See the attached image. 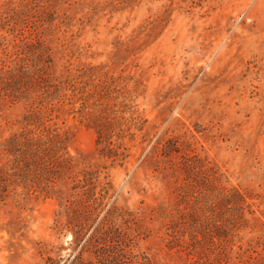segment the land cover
Returning <instances> with one entry per match:
<instances>
[{
    "label": "rangeland",
    "instance_id": "rangeland-1",
    "mask_svg": "<svg viewBox=\"0 0 264 264\" xmlns=\"http://www.w3.org/2000/svg\"><path fill=\"white\" fill-rule=\"evenodd\" d=\"M34 64L52 79L69 74L88 92L91 74L117 92L140 83L144 131L130 142L125 163L107 173L116 203L142 214L148 232L128 241L153 264H185L165 246L168 219L156 207L176 215L181 193H201L199 165L253 199L242 245L254 247L257 259L263 254L264 0H0V175L9 178L8 141L26 132L24 117L44 87L15 89L9 74ZM64 93L38 111L50 129L56 123L67 133L72 156L97 167L94 131L68 113ZM156 139L178 154L170 161L150 154ZM14 187L0 193V264L71 260V235L55 229V198Z\"/></svg>",
    "mask_w": 264,
    "mask_h": 264
},
{
    "label": "trees",
    "instance_id": "trees-1",
    "mask_svg": "<svg viewBox=\"0 0 264 264\" xmlns=\"http://www.w3.org/2000/svg\"><path fill=\"white\" fill-rule=\"evenodd\" d=\"M34 66L22 69L17 75L14 71L9 74L15 89L21 84L26 91L35 94L39 91L35 88L38 83L44 87L35 94L34 111L24 117L26 132L8 141L11 177L7 173L0 175V193L7 192L10 183L12 191L16 190L14 185L22 188L14 193H45L57 201L55 229L71 235L70 245L75 255L71 260L70 256L67 260L47 256L44 264H153L139 250V244L128 241L129 237L137 239L148 232L144 230L142 214L116 203L107 173L110 168L125 163L130 156V142L144 131L145 120L136 104L140 83L137 81L130 90L121 87V92H117L111 82L91 74L90 81L95 77V82L83 83L89 84L88 92L77 88L69 74L63 81L52 79L43 74L46 67L36 69ZM98 88L101 90L95 92ZM60 93H64L65 99L69 96L68 113L77 114L93 129L96 155L100 160L97 167L88 165L80 153L72 156L68 151L67 133L56 123L50 129L38 111L50 105ZM161 140L156 139L151 144L149 153L170 161L179 151L168 145V140L163 143ZM150 142L151 139L148 144ZM182 165L191 167V163L182 162ZM193 166L197 165L193 163ZM98 167L106 170L103 175ZM205 168L199 165L198 169L203 175L198 181L201 193H181L180 210L176 215L171 216V210L161 205L156 207V215H166L168 219L165 246L179 257L183 255L185 264H264V250L257 259L252 255L256 252L254 247L247 241L246 246L242 245L243 234L248 231V214H255L253 199L240 188L227 186L226 180L222 181L216 173L210 175V170ZM86 254L90 259L84 260Z\"/></svg>",
    "mask_w": 264,
    "mask_h": 264
}]
</instances>
